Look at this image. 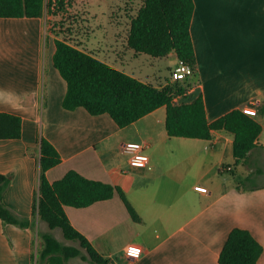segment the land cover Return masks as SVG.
I'll list each match as a JSON object with an SVG mask.
<instances>
[{
  "label": "crops",
  "instance_id": "0c3cea01",
  "mask_svg": "<svg viewBox=\"0 0 264 264\" xmlns=\"http://www.w3.org/2000/svg\"><path fill=\"white\" fill-rule=\"evenodd\" d=\"M193 2L196 83L191 100L180 102L202 95L211 123L233 110L255 108L263 130L248 160L235 164L234 135L227 131H214L211 140L170 137L165 106L124 128L108 114L65 109L67 82L54 66L47 18H0V113L22 119L20 139H0V174L12 175L4 196L9 208L32 217L45 137L62 158L47 171L50 182L76 170L120 187L137 211L140 221L117 193L85 208L65 206L74 227L109 264H219L236 228L248 230L264 248V184L241 185L256 166L264 173V0ZM169 57L179 62L175 53ZM128 142L144 145L149 167L131 165V154L123 150ZM226 173L235 180L220 176ZM33 241L32 231L0 219V264H33ZM131 247L141 250L140 258L126 255ZM86 260L66 264H94ZM257 264H264V251Z\"/></svg>",
  "mask_w": 264,
  "mask_h": 264
},
{
  "label": "trees",
  "instance_id": "16d2710c",
  "mask_svg": "<svg viewBox=\"0 0 264 264\" xmlns=\"http://www.w3.org/2000/svg\"><path fill=\"white\" fill-rule=\"evenodd\" d=\"M71 5L70 0H0V18H39L47 9L64 12ZM193 11V0H143L141 8L131 18L128 47L137 55L147 54L154 58H166L175 53L179 61L196 69L197 58L190 33ZM55 46L54 66L67 82L65 109L84 108L95 116L108 114L124 128L165 106L170 137L211 140L214 131L232 133L236 165L246 162L257 147L263 127L243 110H233L211 123L202 95L191 102L175 101L179 96L186 97L188 91L179 82L168 81L165 86L158 87L119 70L68 40L55 38ZM21 136L22 119L0 113V139H20ZM61 161L55 146L42 137L39 198L33 205L32 217L21 216L5 204L4 196L12 175L0 174V219L5 224L30 231L36 229L37 219L47 224L49 231L38 232L41 247L37 255H33V264H66L75 257L89 259L94 264H109L74 227L65 206L85 208L112 199L117 193L133 220L140 221V217L124 191L115 185L89 179L76 170L50 182L47 171ZM55 229H60L66 240L79 243L80 248L61 242L52 232ZM263 251V246L248 230L236 228L229 235L219 264H257Z\"/></svg>",
  "mask_w": 264,
  "mask_h": 264
},
{
  "label": "rangeland",
  "instance_id": "374dc122",
  "mask_svg": "<svg viewBox=\"0 0 264 264\" xmlns=\"http://www.w3.org/2000/svg\"><path fill=\"white\" fill-rule=\"evenodd\" d=\"M70 1L72 5L68 6L66 11L58 12L54 9L48 11L47 9L44 14V17L47 18L49 35L53 39L68 40L73 45L79 46L101 60L116 66L119 70L124 68V72L127 74L134 73L135 76L132 75L133 77L140 78V80L155 86L163 87L168 81L179 82L188 89L186 98L181 97V99L191 100L188 93L191 86L196 83V69L193 70V76L184 77L174 72L178 66L175 58H154L147 54H140L136 57L128 47L127 37L131 18L141 8L143 0ZM256 167L261 169V166ZM257 169H254L252 176L246 181H242L241 185L247 187L264 184V173L260 174ZM262 169L264 170V166ZM226 174L220 176L226 180H235L231 173ZM238 176L241 177L240 174ZM45 231H49L47 224L37 219V227L32 231L33 248L36 250V255L41 247V238L38 236V232ZM52 232L61 242L80 248L79 243L66 240L60 229H55ZM83 252L87 255L85 250Z\"/></svg>",
  "mask_w": 264,
  "mask_h": 264
},
{
  "label": "built area",
  "instance_id": "2783aa9c",
  "mask_svg": "<svg viewBox=\"0 0 264 264\" xmlns=\"http://www.w3.org/2000/svg\"><path fill=\"white\" fill-rule=\"evenodd\" d=\"M176 74L182 75L184 77H189L193 75V69L190 65L184 63L183 61L178 62V66L175 68L174 71ZM181 97H177L175 99L176 102H180ZM243 112L251 117H258L259 113L258 111L251 107H245L243 108ZM123 150L126 151L127 153L131 154V165L134 167H139V168H147L149 167V156L144 153V145L138 142H128L123 145ZM226 169V168H224ZM230 170V168H228ZM196 190L203 192V193H208L209 190L207 187L204 186H197ZM126 255L130 258H140L142 253L141 250L131 247L126 250Z\"/></svg>",
  "mask_w": 264,
  "mask_h": 264
}]
</instances>
